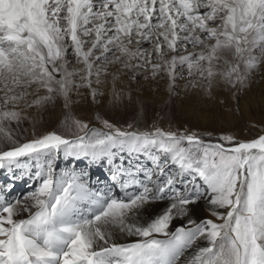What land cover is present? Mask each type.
Here are the masks:
<instances>
[{
  "label": "snow or ice",
  "instance_id": "snow-or-ice-1",
  "mask_svg": "<svg viewBox=\"0 0 264 264\" xmlns=\"http://www.w3.org/2000/svg\"><path fill=\"white\" fill-rule=\"evenodd\" d=\"M144 73L238 101L264 74V0H0V264H264V135L141 129L143 102L127 126L72 114L106 85L131 103L117 85ZM57 107L67 134L17 138Z\"/></svg>",
  "mask_w": 264,
  "mask_h": 264
},
{
  "label": "rangeland",
  "instance_id": "rangeland-1",
  "mask_svg": "<svg viewBox=\"0 0 264 264\" xmlns=\"http://www.w3.org/2000/svg\"><path fill=\"white\" fill-rule=\"evenodd\" d=\"M144 75L150 76V73L140 75L142 89L138 88L134 81L131 82L133 84L131 94L134 96L135 102L134 108L125 120L111 118L109 114L104 112L108 99L106 96L109 90L107 86H104L106 95L101 98L102 103L100 105H92L91 109L89 108V110L83 112L74 107L72 114L89 122L90 127H96L101 123L98 117L107 119L117 126H127L128 123L136 124V112L140 102H143L146 122L138 124L141 129L152 125L161 126L166 130L188 128L198 131L205 138H209L208 134H211L213 139L220 134H231L239 141H248L259 135H264V78H262L264 74H257L253 77L251 87L239 94L238 101L230 91L222 90L223 93L216 98V104L220 107L216 111L204 107L210 99L205 96L202 90L185 89L184 81H181L179 95L170 97L166 86L162 85L163 89H160V87L151 84L154 80L148 79L150 82L145 80ZM162 94L164 97H162ZM186 95L190 100L193 98L188 103L190 106H180ZM167 98H170L168 102L165 100ZM92 107L94 108L92 109ZM220 110L227 112L228 116L223 115L224 111L221 112ZM99 112H103L102 116ZM33 113H31L29 119L20 125L17 132V134L19 133L17 138H20L22 142L32 139L34 134L39 136L47 131L56 130L65 116V112L59 107L52 119L45 116V118L38 117V115L35 116L37 113ZM121 121H124V123Z\"/></svg>",
  "mask_w": 264,
  "mask_h": 264
},
{
  "label": "bare ground",
  "instance_id": "bare-ground-1",
  "mask_svg": "<svg viewBox=\"0 0 264 264\" xmlns=\"http://www.w3.org/2000/svg\"><path fill=\"white\" fill-rule=\"evenodd\" d=\"M256 79V78H255ZM149 81V80H148ZM150 82V81H149ZM151 84H153L154 86H157V87H160V89H163L162 88V85H164V86H166V83L165 82H159L158 80H155L154 82H152ZM107 87H108V92H107V105H106V108L104 109V112L105 113H107V114H109V116L111 117V118H117V119H119V120H125L126 119V117L128 116V114H130L131 112V110L134 108L133 106H134V102H135V98H134V96L132 95V102L131 103H129L128 101H127V99L125 98L124 99V101H123V103L121 104V103H119V102H117V101H114L113 100V103H109V100L110 99H112V97L108 94L109 93V91H110V85H106ZM117 88L118 89H120V88H124L126 91H131V89L133 88V84H131V85H128L127 84V82L124 84V85H120V84H118L117 85ZM129 89V90H128ZM223 93V91L222 90H219V91H214L213 92V94L211 95V96H208V95H206L205 94V96H207V97H209V99H210V101H209V103H207L206 105H204V107L205 108H208V109H210L211 111H216V109H220V107L219 106H217V104H216V101H217V97H220V95ZM162 97H164V95L162 94ZM77 100H81V103H79V104H77L75 107H76V109L78 110V111H85V110H89V108L91 109V104H85V103H83V98L82 97H75ZM160 99H162V98H160ZM166 100V102H168L169 100H170V98H167V99H165ZM192 100H193V98H192ZM192 100H190L189 99V97H188V95H186L185 97H184V100H182L181 101V105L180 106H190L188 103H190ZM219 103V102H218ZM60 108V107H59ZM94 107H92V109H93ZM143 108H144V106H143ZM207 109V110H208ZM213 109V110H212ZM58 110V107L55 109V111L54 112H52V111H43V112H41V113H37V114H35V116H37L38 115V117L40 116V117H47L48 119L49 118H51L52 119V117H54L53 115L56 113V111ZM221 112H223L222 110H220ZM143 112H144V109H143ZM31 113H33V112H31ZM31 113H30V115H31ZM36 113V112H35ZM102 113L103 112H99V114L102 116ZM34 114V113H33ZM223 115H225V116H228L227 115V112H223ZM44 117V118H45ZM63 120H64V118L62 119V121H61V123L59 124V127L56 129L57 131H59V132H62V133H65V134H67L66 133V129H65V127L63 126ZM122 123H124V121H121ZM146 122V117H145V114H144V117H143V119H141L140 120V122H139V124L140 123H145ZM100 126H102V124L101 123H99L98 125H96V127H100ZM17 132L18 131H16V135H18L17 134ZM19 137V136H18ZM20 139V138H19ZM61 168H63L64 167V164H63V162H61ZM80 167L82 168V169H85V170H87V171H90L91 172V179H92V183H93V186H97L96 185V179H97V177H100V174H102V173H105L106 172V170L105 169H103V168H97V167H92V168H89L88 167V165L87 164H85V163H82L81 165H80ZM9 183V177H8V175L6 174V172H4V171H0V187H3V186H5V185H7ZM34 185L32 184V181H21V182H18L17 183V185H16V187H15V189L13 190V193H12V195L14 196V197H20V196H22L24 193H26V192H28V191H30L31 190V188L33 187ZM162 207V206H161ZM157 210H159V209H157ZM196 215L198 216V217H203V216H207L208 215V213H207V211L205 210V208H204V206L203 205H201V206H199L197 209H196Z\"/></svg>",
  "mask_w": 264,
  "mask_h": 264
}]
</instances>
